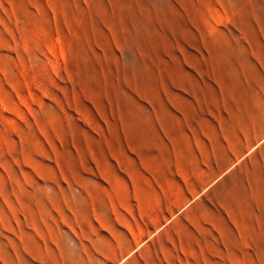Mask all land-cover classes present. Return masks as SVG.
Masks as SVG:
<instances>
[{
	"label": "rangeland",
	"instance_id": "374dc122",
	"mask_svg": "<svg viewBox=\"0 0 264 264\" xmlns=\"http://www.w3.org/2000/svg\"><path fill=\"white\" fill-rule=\"evenodd\" d=\"M0 264H264V0H0Z\"/></svg>",
	"mask_w": 264,
	"mask_h": 264
}]
</instances>
